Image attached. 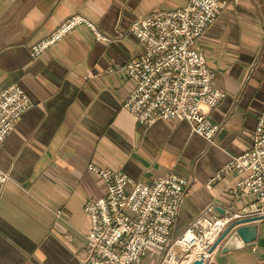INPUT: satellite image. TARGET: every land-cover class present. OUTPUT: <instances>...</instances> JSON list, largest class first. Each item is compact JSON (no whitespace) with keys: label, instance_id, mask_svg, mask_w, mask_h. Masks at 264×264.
Masks as SVG:
<instances>
[{"label":"crops","instance_id":"crops-1","mask_svg":"<svg viewBox=\"0 0 264 264\" xmlns=\"http://www.w3.org/2000/svg\"><path fill=\"white\" fill-rule=\"evenodd\" d=\"M218 1V18L194 45L224 93L208 111L221 126L209 142L187 121H134L122 109L131 87L126 73L108 72L144 53L128 32L135 18L187 0H0V91L17 85L32 102L0 147L7 177L0 183V264L81 263L90 227L84 205L104 194L90 163L144 185L169 172L184 177L173 239L209 205L224 215L253 200L232 195L243 176L235 169L207 183L250 146L264 111V0ZM73 15L107 40L79 25L32 58L31 45ZM254 223L253 247L222 253L219 245L207 264H264V219ZM165 250L151 246L142 264H156Z\"/></svg>","mask_w":264,"mask_h":264},{"label":"built area","instance_id":"built-area-1","mask_svg":"<svg viewBox=\"0 0 264 264\" xmlns=\"http://www.w3.org/2000/svg\"><path fill=\"white\" fill-rule=\"evenodd\" d=\"M224 2L187 0L175 10L157 11L135 18L128 32L143 46L144 53L116 68L126 73L129 87L122 109L134 121L151 125L156 120L176 119L191 124L192 132L211 142L221 126L210 120L224 93L213 86L214 73L205 55L194 48L196 41L218 18ZM90 28L97 39L107 38L96 31L92 21L81 15L65 19L53 32L34 42L32 58L40 56L75 27ZM32 106L17 85L0 91V147L20 116ZM87 169L102 183L104 194L89 199L84 211L89 220L84 258L80 264H142L151 246L166 247L156 264L210 262V248L234 221L264 216V111L259 115L250 146L232 157L208 181L209 187L228 171L243 173L234 182L232 195H251L253 200L239 211L218 215L209 205L176 238H171L187 180L174 173L144 185L119 169ZM0 172V183L6 180Z\"/></svg>","mask_w":264,"mask_h":264},{"label":"water","instance_id":"water-1","mask_svg":"<svg viewBox=\"0 0 264 264\" xmlns=\"http://www.w3.org/2000/svg\"><path fill=\"white\" fill-rule=\"evenodd\" d=\"M262 219H264V216L247 217L232 222L221 233L219 238L210 248V252H212L219 245H221L222 253H228L243 247H253L255 245L257 227L254 222ZM228 235L229 237L227 240L223 242ZM191 264H203V261L201 259H196Z\"/></svg>","mask_w":264,"mask_h":264}]
</instances>
